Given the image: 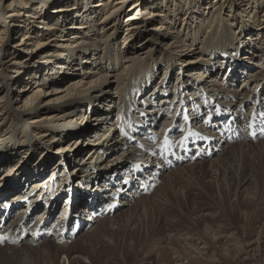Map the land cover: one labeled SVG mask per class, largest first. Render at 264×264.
<instances>
[{
    "label": "bare ground",
    "instance_id": "1",
    "mask_svg": "<svg viewBox=\"0 0 264 264\" xmlns=\"http://www.w3.org/2000/svg\"><path fill=\"white\" fill-rule=\"evenodd\" d=\"M236 1L87 0L70 4V0H40L36 11L26 14L30 6L27 0H0V103L4 106H0V143L4 144L0 150V245L14 243L11 246H16L21 255L26 251L34 254L41 250L35 243L45 235L44 245L50 242L66 249L65 240L80 236L72 233L75 221L91 225L83 230L88 235L96 230L116 231L120 224L110 215L129 209L134 201L145 214L150 200L144 196L164 180L171 183L173 176L192 171L194 165L213 171L214 176L235 157L234 149L253 142L264 145V133L253 139L243 134L254 108L248 101H258L264 109V0ZM39 5L44 8L38 9ZM50 6L57 7L48 11ZM125 9L128 14L121 21L125 29L118 47L117 21ZM102 11L105 13L97 21ZM138 12L152 20L151 24H159L148 28L135 17ZM15 33L21 34L19 41L8 47ZM198 36L206 39L200 41ZM155 39L169 43L162 49ZM195 47L198 49L193 50ZM182 56L187 59L185 66L180 61ZM189 70L193 76L185 77ZM160 72L163 75L155 82ZM176 72L170 92L169 80ZM246 73L238 89L231 90ZM103 84L115 85V96L106 97ZM13 85L20 86L15 98L10 95ZM237 98L244 100L241 103ZM216 106L235 119L227 131L221 132L222 137L214 131L219 119L204 122ZM110 107H115V117L103 131L112 112ZM243 109L246 112L240 119ZM87 114L93 123L83 128L81 123L89 117ZM158 116H163L162 124L151 130ZM185 117L196 131L209 134L210 143L204 149L199 146L201 157L183 164L166 158V154L161 159L158 145L165 130L171 128L169 138L175 137L174 142L181 139L184 132L177 131L183 124L185 127ZM72 121L74 124H68ZM24 126L31 129L29 137L20 134L25 132L19 130ZM130 128L133 135L128 137ZM87 130L90 132L85 133ZM90 133L95 142L88 156V152L83 156L75 150L56 158L43 151L53 147L59 150L55 138L73 145L85 142ZM236 133L238 139L234 138ZM109 155L113 158L106 162ZM111 160L116 164L112 170L98 168ZM134 166L139 169L135 171ZM72 169L83 175L74 177L76 182L70 188L66 186L68 190L58 188ZM236 180L237 195H250V179L238 175ZM71 181L68 179V183ZM117 198H121L118 204ZM21 204L24 207L20 208ZM55 213L59 215L50 224ZM104 213L109 218L107 224L106 219H93ZM199 213L202 220L208 216ZM27 218H32L28 228ZM95 222L101 224L100 229L92 226ZM220 229L211 230L210 244L213 237H223L228 255H238L237 263L245 264L246 248L236 247L233 234L221 236ZM209 253L207 259L216 252Z\"/></svg>",
    "mask_w": 264,
    "mask_h": 264
},
{
    "label": "rangeland",
    "instance_id": "2",
    "mask_svg": "<svg viewBox=\"0 0 264 264\" xmlns=\"http://www.w3.org/2000/svg\"><path fill=\"white\" fill-rule=\"evenodd\" d=\"M39 1L40 0H27L30 6H28L29 8L25 13L27 14L29 11L35 10ZM81 1L86 2L87 0H70V4L80 3ZM189 1L190 0H187V2ZM95 2L97 1H93L94 4H97ZM229 2L236 3L237 1L229 0ZM14 5L15 4H12L11 6ZM39 6L40 7L38 9L44 8V5ZM56 7L57 6H50L47 8V10L51 11ZM23 8L25 9V6ZM47 10H44L43 12L48 13ZM125 10L124 13L119 16L117 21L118 23L120 21L118 42L122 40V34L124 33L123 29H125L124 22L121 24V21H123L124 17L128 14V10ZM104 13L105 12L103 11L101 12L97 18V21ZM135 17L140 18L139 22H144L148 28H150L152 25L159 24V22H154V24H151L152 20L145 19L146 15H142L140 12H138ZM225 17L226 15H224V18ZM39 18L40 17H38V19ZM52 23H54V21H52ZM233 31L235 33V37L239 38L237 36L238 31L235 30V27H233ZM20 35L21 34L17 33L12 35V38L10 39L11 41L8 42V47H13L19 41ZM198 37L200 38V41L206 39L204 36ZM155 40L158 42V44L162 45V49H164V44L169 43L167 40H164L163 42H160L158 39ZM119 43H117V46L122 45L121 42ZM196 48L198 49V47H195L193 50ZM184 49H186V47ZM186 51L183 53L187 54L188 52ZM184 57L182 56L180 60L182 64L187 60ZM191 63L192 62H190V65ZM185 65L186 64H183L182 66ZM190 70L193 69L190 68ZM190 70L185 75V77L193 76L191 75ZM176 74L177 72L169 80V86L171 88H169L168 91L170 92L172 89H174L172 84L175 83L174 79ZM248 74L249 73L242 75L241 79L237 81L235 85H233L234 88L233 86L231 87V90L235 91V88L238 87V84L240 85L242 82L241 80L246 79ZM162 75L163 72H160L155 77L154 81L157 82ZM219 82H221V80H219ZM207 84H209V82ZM103 85L106 97L109 94L111 96H115V85ZM19 87V85H13L10 87V95L12 98H15L16 90ZM30 87L33 86L30 85ZM105 95L103 96L105 97ZM203 97L207 98L206 95H203ZM237 99L241 103L244 100L241 98ZM115 102L116 99L114 103ZM2 103L3 102L0 103V106L2 109H4V106L1 105ZM115 107L114 109L110 107L112 112L109 115V122L103 131H105V129L107 130L108 126L112 124V120H114L115 117ZM80 114L81 116L85 115L84 112H81ZM244 114L245 113L243 112V115ZM87 115L89 116V114ZM167 115L168 114H165V117ZM90 119H92L90 116L88 118H84L81 126L84 128L87 125L93 123ZM162 119L163 116H158L157 120L153 123L154 125H151V130L153 127L158 128L162 124L160 122ZM169 119L171 120V118ZM200 121L201 118L196 120L194 122V126H196V124H198ZM68 124H74V121ZM173 128L176 130L175 125ZM19 130L25 131L20 132V134L25 133L28 135V137L31 135V129H28L26 126L20 128ZM89 132L90 130H87L85 133ZM130 134L131 133L129 132V137L133 135L131 134L130 136ZM41 135L42 134L40 133L39 136ZM91 136L92 134L90 133V136L85 142L80 141L79 144L73 145L69 142H63V139L60 140L55 138L56 141H54V143L59 144V150L57 147H53L46 151L43 148L42 149L46 154L51 156L55 155L56 158H59L66 152H76L75 150L82 152L83 156L88 152L86 154V156H88L89 151H91L93 148L92 143L95 142V138ZM122 142L123 144H126L124 140ZM257 143L260 142H253V144H250V146H247L246 148L242 147V149H234L232 152L234 153L235 157L232 159L229 158L228 160L230 162L224 165L227 167V171L225 167H223L224 170H218L216 175H214L215 177L212 176L214 173L213 171H207L205 167L201 168L200 166L196 167L194 165L191 166V168H193V170L191 169L192 171L186 170L185 173L182 171L179 173V177L173 176L174 179L172 178L171 183H167V181L164 180V182L159 183L156 185V187L154 186L152 190L146 193L144 196L148 199V201L150 200L148 203L149 206L145 209L146 215L144 213L142 214V208L140 204L138 205V202L135 204V201L133 202L132 207L129 209H119L110 215V219L112 221L120 224L118 226V230L116 231H110L107 229L103 231L96 230L94 233H92V235H88L84 234L83 230L88 228L87 226L90 227L91 225H84L77 234V236L80 235L78 238L75 237L65 240L68 242L67 248L62 250L56 245L52 243L50 244V242H47V245H44L46 242L43 243L42 238L45 235H41L35 244L39 246L38 249H41L40 251L42 253L45 251L43 254H41L40 251V253L36 252L34 254L30 251H26L24 252L25 256H23L20 252H18L19 249L16 248V246H11L14 243H10V246L0 245V264H238V255H228V247L226 248L227 245L225 244L227 242L225 239L223 240V237L222 239H220V236L213 237L212 243L210 244V238L212 237L210 232L212 229L216 230L217 227L221 228V236L229 235L231 233L233 234L232 243L236 247L242 245L246 248L247 261L245 264H264V145H257ZM1 144L2 143H0V145ZM68 144H70L69 147H66ZM3 145H1L0 150L2 149ZM233 145L236 146V144ZM233 145H230L229 147H234ZM110 156L112 155L107 157L106 162H109L110 159L113 158H110ZM118 163H120V161ZM194 163L196 164V162ZM115 166V162L111 160V163H107L106 165L98 168L102 169L108 167V169L110 168L109 170H112L111 168ZM15 171L16 169L13 172ZM206 171L208 172V177L206 176ZM224 171H226L225 175L222 173ZM227 174H229V176H227ZM78 175L82 176L83 174L72 169L69 172L67 178H64V180L58 184V188L60 186V188L63 187V190H65L68 185L70 188L76 182L73 180V178ZM238 175H242L243 177L250 179L249 183L247 184L249 185L248 188L250 190V195L243 197H239L237 195L236 178H238ZM10 176H12V174ZM10 176H7V178H10ZM181 177L184 178L181 179ZM163 178H165V176ZM68 179H71L72 181L68 183ZM153 198H158L157 200L159 201H153ZM120 201L121 198L116 199V203H119ZM21 207H24V205L21 204L20 208ZM16 209L17 208L12 210L10 214L11 217ZM198 213L199 216H208L202 220V218H198ZM58 215V213H55L51 216L49 221L50 224L54 218L58 217ZM99 218L106 219L104 222L106 221L105 223H108L107 221L109 218L107 219V215L105 213L101 216H98L97 218L95 216L93 219L97 221L96 219ZM31 219L32 218H27V224H31ZM97 223L95 222L91 224H93L92 226H96L98 229H100L101 224ZM4 229L5 228L2 227L1 231ZM190 237L194 238H191L192 240L185 241V238L188 239ZM203 239L206 241L204 242ZM193 244L198 246V250H194V248H192ZM207 248H209V252H216L214 257L207 259V257L210 255Z\"/></svg>",
    "mask_w": 264,
    "mask_h": 264
},
{
    "label": "snow or ice",
    "instance_id": "3",
    "mask_svg": "<svg viewBox=\"0 0 264 264\" xmlns=\"http://www.w3.org/2000/svg\"><path fill=\"white\" fill-rule=\"evenodd\" d=\"M262 115H264V114H262ZM187 117H185V122H187ZM249 127H251V124L249 125ZM182 131H184L183 129H182ZM194 135H198L197 133H195L193 130H191V129H189V130H187L186 131V133H185V135L181 138V140L178 142L180 145H184V143L186 142V140H187V138L189 137V136H194ZM166 143H167V141H165Z\"/></svg>",
    "mask_w": 264,
    "mask_h": 264
}]
</instances>
